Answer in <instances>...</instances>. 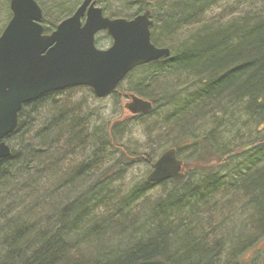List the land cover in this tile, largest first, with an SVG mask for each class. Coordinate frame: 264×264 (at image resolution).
Returning <instances> with one entry per match:
<instances>
[{
  "label": "trees",
  "instance_id": "trees-1",
  "mask_svg": "<svg viewBox=\"0 0 264 264\" xmlns=\"http://www.w3.org/2000/svg\"><path fill=\"white\" fill-rule=\"evenodd\" d=\"M37 1L46 33L79 3L46 0L59 18L53 21L46 17L45 0ZM96 1L105 14L111 0ZM207 2L162 0L160 20L147 4L132 14L110 15L130 19L149 11L152 42L162 34L168 46L174 37L189 39L184 49L171 48L174 58L140 65L124 79L129 80L125 91L153 104L147 113L130 117L159 116L162 127L183 133L184 146L166 148H176L184 164L190 158L194 168L179 180L157 183L162 194L150 200L145 180L127 193L111 188L116 164L151 165L148 152L116 141L125 131L123 122L96 124L92 110L68 96L77 87L46 93L23 105L17 127L5 139L12 153L0 159V264H134L149 259L251 264L241 254L264 235V128L256 126L264 122V13L209 24L200 9ZM8 14L10 18V9ZM200 22L205 33L183 34ZM220 72L221 79L210 80ZM185 74L200 83L171 90L170 80ZM201 120L203 132L190 131ZM238 132L249 133L237 142ZM187 147L191 153L182 156L180 150ZM103 163L110 165L101 169ZM140 199L142 216L137 217L132 211ZM237 205L244 219L228 224L225 239L209 236L216 229L214 218L229 220L226 213Z\"/></svg>",
  "mask_w": 264,
  "mask_h": 264
},
{
  "label": "water",
  "instance_id": "water-1",
  "mask_svg": "<svg viewBox=\"0 0 264 264\" xmlns=\"http://www.w3.org/2000/svg\"><path fill=\"white\" fill-rule=\"evenodd\" d=\"M9 8L11 17L0 34V159L11 156L5 138L17 127L24 104L76 86H88L96 98H105L133 68L170 53L151 41L149 11L131 19L110 18L95 0H83L53 31L43 33V13L36 0H9ZM99 31L111 37L109 47L96 46ZM128 98L124 106L133 115L153 107L151 101L133 93ZM182 166L176 149L168 147L152 163L145 180H179ZM134 264L171 263L149 259Z\"/></svg>",
  "mask_w": 264,
  "mask_h": 264
},
{
  "label": "rangeland",
  "instance_id": "rangeland-1",
  "mask_svg": "<svg viewBox=\"0 0 264 264\" xmlns=\"http://www.w3.org/2000/svg\"><path fill=\"white\" fill-rule=\"evenodd\" d=\"M48 1V0H47ZM45 0L44 6H45V13L46 17L49 20L56 21L59 18L55 17L54 7L51 3L47 2ZM82 0H79L78 5L81 3ZM103 2L105 0H102ZM123 2L128 7H124ZM96 4L98 7H101V3ZM110 4V5H109ZM144 4L150 5L154 7L156 15L154 16L156 19L160 20L163 17V10L164 5L162 6V0H144L138 1V3H128L126 0H111L109 3H105V6L107 8V12L105 13V16L110 17V15H117L122 14V12L132 14L133 12L137 11L139 8L144 6ZM220 5H213L210 6L206 13L204 14V21L210 24V22L215 21H222V22H232L234 17L245 15L246 13H264V1L259 2V0H219ZM76 5V7L78 6ZM109 5V6H108ZM75 7V8H76ZM9 4H3L0 3V32L2 31L3 27L9 20ZM44 11V10H43ZM72 13V12H71ZM70 13V14H71ZM55 14V15H54ZM64 15L61 14V17ZM192 29V28H190ZM190 29L184 32H188ZM184 35H187V33H183ZM189 35V33H188ZM97 39V46L99 48H106L110 46L111 39L106 34L105 31H101L97 33L96 35ZM142 68L139 67L138 72ZM137 72V73H138ZM134 74L132 77H135L138 74ZM140 75V74H139ZM187 75V74H186ZM187 78H180L179 80L172 79L170 82H172L173 88L171 90H175L177 88L184 89L186 87V83H189L190 88L195 87L200 82L197 81L192 75L185 76ZM187 79V81L185 80ZM129 80L123 79L121 83L118 85L115 92H113L111 95H109L106 98L98 99L96 98L91 91H87L86 89H80V88H87V86H77L76 90L74 92L68 93V96L71 97L72 101L76 102L79 101L82 102L83 107L87 110H92L93 119L96 122V124L106 123L110 126L115 121L123 122L122 126L125 129L124 132H122L119 136H117V142L120 144H136L141 147V149H144L148 152L151 160H155L160 153L166 148L167 146H170L171 144L177 143L180 146H184L182 139L180 138L182 135L177 134L176 131H172L167 129L166 126H161V119L159 116L155 115H145L139 119L137 118H131L130 116H133L124 106L128 102V97H126L125 93H129L126 90L128 87ZM75 88V87H74ZM159 90L160 95H164L165 89L157 88ZM161 90V91H160ZM156 120H160L157 122V124L154 122ZM263 121V120H261ZM247 122V120H245ZM205 123V121L201 120L198 121L196 124V127L191 128L190 131H193L195 134H200L203 132L204 128L201 127V125ZM264 128V122L260 124V122H257L256 126ZM148 129V130H147ZM161 131V133H160ZM242 131V130H238ZM160 134L158 137L156 135ZM249 133V132H248ZM248 133H246L245 136L240 135V132H238V138L237 142L241 139H246L248 136ZM261 133H264L261 132ZM163 134V135H162ZM177 134V135H176ZM251 137V136H250ZM189 143V142H187ZM139 148V147H138ZM181 155L183 154H190V147L183 148L180 150ZM112 155V153L110 154ZM114 157H116L115 154H113ZM190 158H188L186 161L188 164H184V167L182 168L184 173L188 170V168H194L193 162L189 161ZM119 163V162H118ZM109 163L102 164L101 169H103L105 166H109ZM215 165V164H213ZM117 170L115 173V176L112 178L111 182V188L119 189L121 190V193H127L130 192L132 189L135 188V185L142 184L141 180H145L146 176L149 174L151 170V165H148L146 162H127V163H119L116 164ZM216 168V167H214ZM160 183V182H159ZM156 184V185H155ZM147 191H145V194H148L150 199H154L156 195L160 192L162 194V186L157 185V183H149L147 186H145ZM144 198V196H142ZM142 199L138 200L133 205V211L135 212V215L137 217L142 216V208L141 203ZM239 205L234 207L230 212L226 213L228 215L229 220L221 222L223 219L219 217H215L214 219H218L219 223L215 225L214 232H211L209 236L217 237L220 239H225V231L228 227V224L231 222H234V218H242L244 219L242 213H237L239 210ZM141 213V214H140ZM237 216V217H235ZM245 216V215H244ZM240 220V219H239ZM241 221V220H240ZM230 226V224H229ZM231 228V227H230ZM232 230V229H230ZM238 231V230H237ZM257 241L256 243H253V245H249L246 249L243 250V253L241 254V259L245 263L251 262V264H263L264 263V235H259L256 237ZM255 242V241H254ZM226 244L230 247V242L227 241ZM72 254H76L75 251H73ZM77 256H80L77 254ZM225 256V254H224Z\"/></svg>",
  "mask_w": 264,
  "mask_h": 264
},
{
  "label": "bare ground",
  "instance_id": "bare-ground-1",
  "mask_svg": "<svg viewBox=\"0 0 264 264\" xmlns=\"http://www.w3.org/2000/svg\"><path fill=\"white\" fill-rule=\"evenodd\" d=\"M220 5L219 4V0H209V2H207V3H205V4H203L202 6H201V15L202 14H205L206 13V11H207V9L210 7V6H213V5ZM197 26V27H196ZM196 26H190V27H188V28H186V30L185 31H187L188 29H190V28H192V29H190L188 32H184V33H189V34H191V33H194V35H199V34H203V33H205L206 32V28L207 27H205L204 25H203V23H198V25H196ZM154 39L156 40V42L154 43L153 42V44L155 45V46H157V47H166V48H168L169 50H170V53H169V56H166V57H163V58H174V53H173V50H171V48H173V49H179V48H181V49H184V46H185V44H186V40H189V39H182V38H180V37H174L173 39H172V41L170 42V46H168L167 44H165V43H163V41H162V39H164V37H163V34L162 35H158V37L156 38V37H154ZM184 74V73H183ZM223 74H224V72H220V73H217V75H214V77H212L210 80L211 81H213V80H217V79H221L222 77H223ZM188 75V74H187ZM186 74L184 75V78H187V77H185V76H187ZM133 93V92H132ZM133 94H135V95H137L136 93H133ZM240 153L241 152H238V151H235L234 152V154L235 155H240ZM156 160V159H155ZM155 160H152V163L155 161ZM152 163H151V165H152ZM218 219H220V218H218ZM218 219L215 221V225H217L218 223H219V221H218ZM221 222H224L223 220L221 221ZM172 264V263H171Z\"/></svg>",
  "mask_w": 264,
  "mask_h": 264
}]
</instances>
